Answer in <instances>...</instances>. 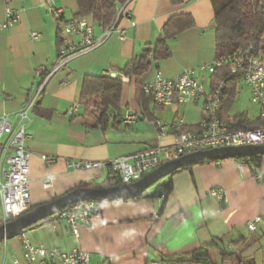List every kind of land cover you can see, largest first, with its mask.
<instances>
[{
	"label": "crops",
	"instance_id": "crops-1",
	"mask_svg": "<svg viewBox=\"0 0 264 264\" xmlns=\"http://www.w3.org/2000/svg\"><path fill=\"white\" fill-rule=\"evenodd\" d=\"M51 4L62 7L60 17L49 12L47 0H10L19 20L0 32V114L15 115L41 86L25 127L34 207L71 189L116 185L107 167L72 170L66 161L107 160L167 147L174 143L180 125H197L203 118L201 98L159 106L143 93L142 85L157 69L174 77L189 67L206 82L210 76L200 66L226 53L225 39L232 33L230 25L213 21L212 0H127L117 22L125 38L112 34L99 48L72 56L51 73L59 47L57 30L62 31V42H77V35L63 32V23L79 17L76 0H52ZM179 13L191 14L194 26L168 40L171 55L154 63L141 84L124 75L118 108L108 111L104 123L95 124L87 111L100 106L101 95L80 100L84 75L121 73L146 43L160 36L165 21ZM4 17L0 0V21ZM103 30L94 24L96 35ZM32 32L40 37L32 39ZM72 103L78 104L75 113L69 110ZM158 123L175 127L161 134ZM43 155L53 162L46 163ZM49 175L51 185L44 188ZM169 181L171 189L162 207L160 197L105 202L100 215L82 227L80 239L72 236L65 222L53 226L49 220L30 228L27 238L32 244L65 251L82 245L89 252V264H153L189 258L197 250L206 251L204 245L211 241L217 246L208 248L206 255L214 264H264V154L256 167L241 164L237 157L194 163L172 174ZM86 183L90 186H82ZM213 190L223 197L213 195ZM255 217L259 218L256 228L249 230L247 224ZM11 238L0 241V264H12L13 258L21 256L19 236ZM220 252L229 255L221 257Z\"/></svg>",
	"mask_w": 264,
	"mask_h": 264
},
{
	"label": "built area",
	"instance_id": "built-area-1",
	"mask_svg": "<svg viewBox=\"0 0 264 264\" xmlns=\"http://www.w3.org/2000/svg\"><path fill=\"white\" fill-rule=\"evenodd\" d=\"M4 19L0 21V32L9 29L19 20V12L10 5V0H2ZM49 12L55 16L63 14L62 7L52 5L47 0ZM120 7L109 26L101 35L94 32L93 21L86 17L67 19L63 23V32L78 36L77 42H62L58 47L57 59L51 73L64 66L76 54L86 53L99 48L109 36L116 34L119 39L126 36L125 30L117 27ZM264 15V8H263ZM30 37L37 39L40 33L32 32ZM228 66L230 75L239 79L249 90L252 103L259 108V116L264 118V55H257L252 49L238 50L223 54L213 62L200 66V70L208 73L210 78L204 82L195 74L191 67L183 69L174 77H166L157 69L151 80L142 85L143 93L156 105L167 106L175 102H188L202 99L203 118L194 130L179 131L175 141L167 147H151L149 149L117 156L107 160H69L66 167L72 170L97 169L107 167L109 178L116 185L130 184L141 179L145 174L160 164L176 159L184 154L208 150L212 148L236 146L264 145V123L253 127L230 128L218 114L226 81L223 78L211 79L220 68ZM111 77L125 79L122 73L107 71ZM45 77H43L44 79ZM42 79V80H43ZM41 86L36 87L26 101L24 107L15 115L0 114V222L5 223L27 212L31 207L29 192V157L30 152L25 146L27 139L26 124L30 120V110L34 107ZM78 104L72 103L70 111L77 112ZM181 124V123H180ZM159 133H165L167 128L175 125L158 123ZM247 157L239 158L241 164L249 163ZM46 163H52L53 158L42 156ZM260 175H256L259 178ZM51 185L49 175L43 181V187ZM213 195L223 197L217 190ZM163 196L160 197L162 199ZM101 213V203L97 201H80L70 204L50 216V223L56 226L65 222L69 232L76 239L81 238L82 227L90 224ZM258 217L249 221L247 228L255 230ZM22 243L20 257H15L12 264H89V252L82 245L65 251L58 247H48L44 244H32L22 230L17 234ZM5 241V240H4ZM153 264H183L166 260H156ZM194 264H214L209 259ZM224 264V263H221Z\"/></svg>",
	"mask_w": 264,
	"mask_h": 264
},
{
	"label": "trees",
	"instance_id": "trees-1",
	"mask_svg": "<svg viewBox=\"0 0 264 264\" xmlns=\"http://www.w3.org/2000/svg\"><path fill=\"white\" fill-rule=\"evenodd\" d=\"M127 0H76L78 7V16L89 17L93 24H98L106 28L111 24L116 13ZM172 2H179L180 0H171ZM214 7L213 21L217 25H230L232 33L225 39L226 53L230 54L238 50L252 49L257 55H264V0H245V13L241 10L238 0H212ZM58 20H63L59 18ZM65 21V20H64ZM194 26V19L189 13H179L171 15L163 24L160 36L153 42H148L144 45L142 52L139 55L133 56L124 66L121 73L125 76H132L135 78L137 84H141L144 77L150 72L152 65L171 55V50L168 40L187 28ZM62 43V31L57 30V45ZM223 78L226 81V86L223 91L222 104L218 112L221 120L229 125L230 128H246L253 127L264 123V118L256 116L251 118L245 112L231 114L229 108L235 97L237 86L240 83L239 79L230 75L228 66L217 70L211 79ZM121 80L118 77H111L109 75H91L85 74L80 91V100L85 101L90 97L100 94L101 103L96 109L89 108L88 115L95 120V124L101 125L106 121L108 111L118 108ZM36 104V103H35ZM35 106V105H34ZM198 127H187L180 125L178 131L194 130ZM262 155H254L247 157L249 163L254 167L258 166V161ZM241 158V157H237ZM217 160H203L197 163L213 162ZM192 165V164H191ZM182 167L173 171L171 174L162 178L156 184L153 190H145L140 195L132 199L156 198L162 197L161 207L170 192L169 178L175 172L190 167ZM111 180V179H110ZM82 186H90L88 183ZM101 204L105 202H100ZM34 208L31 206L30 209ZM29 209V210H30ZM50 220V217L45 218L38 223L28 227L33 228L39 226ZM1 223V222H0ZM217 246L214 241L204 245L207 249ZM228 253L220 252L221 257L228 256ZM171 262H180L183 264H194L198 260L193 257L189 258H167L164 259ZM250 264V263H246Z\"/></svg>",
	"mask_w": 264,
	"mask_h": 264
},
{
	"label": "water",
	"instance_id": "water-1",
	"mask_svg": "<svg viewBox=\"0 0 264 264\" xmlns=\"http://www.w3.org/2000/svg\"><path fill=\"white\" fill-rule=\"evenodd\" d=\"M264 154V145L212 148L184 154L176 159L166 161L141 179L130 184L109 187H79L71 189L61 196L35 206L18 217L0 224V241L11 238L18 232L52 216L64 207L80 201L110 202L132 199L143 193L148 187L158 182L173 171L203 160H219L227 157H251ZM198 261L207 260L206 251L201 249L193 253Z\"/></svg>",
	"mask_w": 264,
	"mask_h": 264
},
{
	"label": "rangeland",
	"instance_id": "rangeland-1",
	"mask_svg": "<svg viewBox=\"0 0 264 264\" xmlns=\"http://www.w3.org/2000/svg\"><path fill=\"white\" fill-rule=\"evenodd\" d=\"M239 6L241 10L245 13V0L239 1ZM229 112L231 114H237L240 112H245L248 114L249 117L255 118L259 114V108L256 104L252 103L249 96L248 87L243 84L239 83L237 86L235 97L231 103L229 108ZM156 187V184L151 185L146 190H153ZM34 229V228H33ZM32 230V229H31ZM30 228L25 229L26 233L31 231ZM12 238H7L9 241ZM210 256L214 259L216 258V253L210 251Z\"/></svg>",
	"mask_w": 264,
	"mask_h": 264
}]
</instances>
